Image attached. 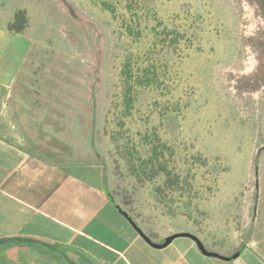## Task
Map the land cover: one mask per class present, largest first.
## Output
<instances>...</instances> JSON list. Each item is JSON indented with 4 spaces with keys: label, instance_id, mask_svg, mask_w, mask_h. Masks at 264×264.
Returning a JSON list of instances; mask_svg holds the SVG:
<instances>
[{
    "label": "rangeland",
    "instance_id": "obj_1",
    "mask_svg": "<svg viewBox=\"0 0 264 264\" xmlns=\"http://www.w3.org/2000/svg\"><path fill=\"white\" fill-rule=\"evenodd\" d=\"M162 2L167 26H181L182 40L163 70L168 89L148 110L139 104L128 110L123 102L124 63L155 56L153 22L132 16L133 0H0V25L31 39L28 61L41 65L46 84L52 81L45 94L53 96L59 118L45 121L58 127L53 136L62 144L61 157L100 161L121 206L162 225L161 237L189 231L223 252L253 240L264 254V18L258 0ZM165 105L179 110L173 146L162 122ZM155 144L165 149L168 168L185 177L166 197L157 191L164 178L159 163L143 162L144 149ZM54 145L43 140L45 150ZM212 163L216 179L204 177L202 167Z\"/></svg>",
    "mask_w": 264,
    "mask_h": 264
},
{
    "label": "crops",
    "instance_id": "obj_2",
    "mask_svg": "<svg viewBox=\"0 0 264 264\" xmlns=\"http://www.w3.org/2000/svg\"><path fill=\"white\" fill-rule=\"evenodd\" d=\"M33 47L28 36L0 25V264H264L253 240L232 252L210 249L237 253L230 258L203 253L189 237L153 245L140 230L162 242L164 227L115 204L100 161L45 150L42 136L59 133L45 120L59 116L53 96L45 94L52 81L46 84L41 65L28 61ZM38 240L63 248L66 260L53 256L56 246L42 243L47 250Z\"/></svg>",
    "mask_w": 264,
    "mask_h": 264
},
{
    "label": "trees",
    "instance_id": "obj_3",
    "mask_svg": "<svg viewBox=\"0 0 264 264\" xmlns=\"http://www.w3.org/2000/svg\"><path fill=\"white\" fill-rule=\"evenodd\" d=\"M133 3L134 4L130 6V8H132H129L132 11V16H134L137 20H140L139 22H153V26L150 28V31L152 32L151 34L154 38L152 46L155 48V51L153 53L155 54V56H153L154 59L150 60L151 58H148L147 62L145 61L143 63H132L130 60H127L124 63L122 67L123 102L125 108H127L128 110H131L132 107L136 104H139L141 105V107L148 110L151 109L153 104L155 105L159 103L160 98L168 89V83H166L165 79L166 73L163 70L166 68L168 58L170 56L169 53L174 54L175 49H178V47H180L182 33L180 30L181 26L173 28H169L167 26L165 21L166 18H164L162 12V0H133ZM194 10L195 11H193V13L195 16L201 13L200 8ZM181 12L182 10L175 14L177 16V19L179 20L182 18ZM157 63L160 64V67ZM178 111L179 110H177V108H174V106L170 108L169 105H165V107L161 111L162 122L165 127L169 126V133H172V146L174 142L178 140L179 136L180 124ZM42 137L47 141H52L53 143H55L54 148L56 149L59 148V145H62L59 142V139L55 138L54 136ZM163 145L167 146L166 143H164ZM152 153L155 154L154 157L152 156ZM144 155L145 158L143 162L145 164H147L148 161L152 162V159L156 160L159 163L157 167H159V169H161V172H163L164 174L162 184H159V186L157 187L158 193L162 194L165 197L170 195V191H173L174 185H180L181 179L185 177L181 176V173L179 171L168 168L167 158L165 156L166 151L164 148H161L160 145L155 144L153 148L149 147L147 149H144ZM216 166V164L212 163L208 167H202L204 171L203 173L205 174L204 177L210 175V177H214L216 179L219 172ZM105 183L108 187L106 177ZM108 192L115 204H118V201L115 199V195L109 188ZM118 207L120 208L119 204ZM37 243L43 246L41 240H38ZM52 245L57 247L56 250L52 253L53 256L60 261L66 260L63 255L65 250L55 243H53ZM43 247L47 248L45 246ZM47 250L51 249L47 248ZM68 264L76 263L69 262Z\"/></svg>",
    "mask_w": 264,
    "mask_h": 264
},
{
    "label": "water",
    "instance_id": "obj_4",
    "mask_svg": "<svg viewBox=\"0 0 264 264\" xmlns=\"http://www.w3.org/2000/svg\"><path fill=\"white\" fill-rule=\"evenodd\" d=\"M118 206V204H116ZM141 234L143 235V237L148 241L151 242L153 245L155 246H165L167 244H169L173 239H175L176 237H189L192 240H194L197 244V246L199 247V249L207 254V255H212V256H218V257H222V258H230L231 256H235L237 255V253L232 254L231 256H223L222 254H220L217 251H213V250H209L207 249L203 242L199 239V237L189 231H179V232H174L172 234H169L168 236L165 237V239L162 242H152L151 239L146 236L141 230H140ZM18 240H23V241H27V242H34L36 241V239H32V238H22V237H16ZM45 246L47 247H52L54 248L49 242H42Z\"/></svg>",
    "mask_w": 264,
    "mask_h": 264
},
{
    "label": "flooded vegetation",
    "instance_id": "obj_5",
    "mask_svg": "<svg viewBox=\"0 0 264 264\" xmlns=\"http://www.w3.org/2000/svg\"><path fill=\"white\" fill-rule=\"evenodd\" d=\"M261 16L264 18V0H258ZM177 238V237H176ZM205 246V245H204ZM206 247V246H205ZM209 249L208 247H206ZM210 250V249H209Z\"/></svg>",
    "mask_w": 264,
    "mask_h": 264
}]
</instances>
